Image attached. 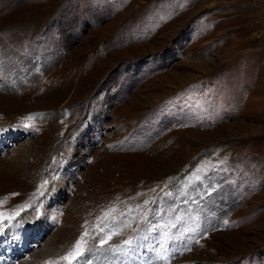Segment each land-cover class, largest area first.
Returning a JSON list of instances; mask_svg holds the SVG:
<instances>
[{"label": "rangeland", "instance_id": "rangeland-1", "mask_svg": "<svg viewBox=\"0 0 264 264\" xmlns=\"http://www.w3.org/2000/svg\"><path fill=\"white\" fill-rule=\"evenodd\" d=\"M0 214V264H264V0H0Z\"/></svg>", "mask_w": 264, "mask_h": 264}, {"label": "snow or ice", "instance_id": "snow-or-ice-1", "mask_svg": "<svg viewBox=\"0 0 264 264\" xmlns=\"http://www.w3.org/2000/svg\"><path fill=\"white\" fill-rule=\"evenodd\" d=\"M0 215H2V214H0ZM108 215H109V213H105V216H108ZM5 218L6 219H11V217H5ZM115 234H116L115 232H111V233L106 234L101 239L100 246L103 247L104 244H106L111 239L112 235H115ZM87 235H88V233L85 232L84 236H87ZM83 243H84V240H83V238H81V240L76 243V245L74 247V250L71 253H69L68 256L64 257L63 259L70 261L71 259H75V258L81 256L82 253H83ZM125 243L130 245L131 241L130 240L129 241H125Z\"/></svg>", "mask_w": 264, "mask_h": 264}]
</instances>
